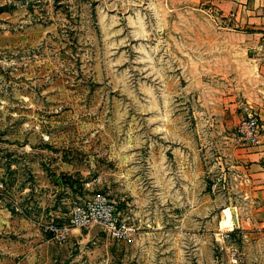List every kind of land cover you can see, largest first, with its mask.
<instances>
[{
	"label": "rangeland",
	"instance_id": "1",
	"mask_svg": "<svg viewBox=\"0 0 264 264\" xmlns=\"http://www.w3.org/2000/svg\"><path fill=\"white\" fill-rule=\"evenodd\" d=\"M257 43L210 0H0V264H264ZM95 192L130 239L55 241Z\"/></svg>",
	"mask_w": 264,
	"mask_h": 264
},
{
	"label": "built area",
	"instance_id": "2",
	"mask_svg": "<svg viewBox=\"0 0 264 264\" xmlns=\"http://www.w3.org/2000/svg\"><path fill=\"white\" fill-rule=\"evenodd\" d=\"M260 128L256 118L242 119L237 126L239 140L244 146H256ZM93 226H97L113 242L126 241L135 232L129 220L120 214L116 204L100 192L93 193L82 203L74 206L67 224L51 221L45 226V230L53 236L55 241L62 243L73 231Z\"/></svg>",
	"mask_w": 264,
	"mask_h": 264
},
{
	"label": "crops",
	"instance_id": "3",
	"mask_svg": "<svg viewBox=\"0 0 264 264\" xmlns=\"http://www.w3.org/2000/svg\"><path fill=\"white\" fill-rule=\"evenodd\" d=\"M210 2L223 16L231 17L235 27L244 30L246 39L257 40L259 54H264V0H210ZM260 42L262 43L259 44ZM259 65L264 69V62ZM258 117L261 127L258 144L241 152L244 162L248 164L247 182L256 190L255 194L260 200L259 215L263 217L261 225L264 227V109H259Z\"/></svg>",
	"mask_w": 264,
	"mask_h": 264
}]
</instances>
